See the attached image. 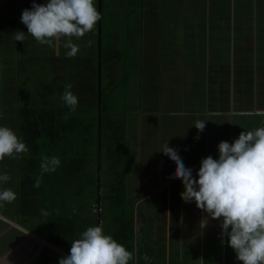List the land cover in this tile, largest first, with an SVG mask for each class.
<instances>
[{"label":"crops","instance_id":"1","mask_svg":"<svg viewBox=\"0 0 264 264\" xmlns=\"http://www.w3.org/2000/svg\"><path fill=\"white\" fill-rule=\"evenodd\" d=\"M33 2L46 0H0V126L42 146L48 157L57 152L60 165L40 171L45 189L29 183L27 164L16 183L0 184L16 193L15 201L0 207V264H37L47 250L43 242L70 254L71 243L64 252L51 242L53 216L41 191L55 194V202L60 197V217L74 233L102 226L132 252L129 264H241L221 235L222 219L181 199L182 181L170 178L175 163L160 150L168 143L198 179L202 159L219 158L220 142L231 144L241 132L264 127V0H120L111 34L101 17L82 37L87 42L92 35L91 45L98 41L96 53L79 49L77 55L88 59L82 66L77 55L66 56L63 40L49 47L28 35L21 14ZM18 31L26 35L23 42L13 37ZM72 40L80 48L82 40ZM127 44L141 48L142 57L146 50L150 59L137 64L129 49L127 60L138 72L125 82L107 78L111 55ZM23 79L33 85L24 97ZM68 84L76 107L93 110L98 139L102 124L109 127L98 153L73 149L84 124L76 131L55 122L71 110L61 100ZM84 120L88 125L90 116ZM197 121H205L202 132L193 125ZM104 152L112 166H103ZM112 153L121 164H113ZM45 218L46 234L40 225ZM48 251L51 264L63 258Z\"/></svg>","mask_w":264,"mask_h":264},{"label":"clouds","instance_id":"2","mask_svg":"<svg viewBox=\"0 0 264 264\" xmlns=\"http://www.w3.org/2000/svg\"><path fill=\"white\" fill-rule=\"evenodd\" d=\"M100 20L94 0L33 2L31 9L21 14V23L26 26L28 35L49 47L63 40L69 58L79 52L72 38H82L92 32ZM25 36L19 31L13 34L15 41L20 42ZM88 44L91 46L92 41ZM72 87L71 84L65 86L61 100L74 112L78 98L71 91ZM193 125L200 132L206 126L205 121ZM27 151L25 142L11 127L0 126V161L5 157L17 158ZM218 151V159L211 156L202 159L196 179L192 169L185 167L168 143L160 150L175 163V172L170 178L182 181L185 191L180 194L181 199L185 203L194 201L196 207L213 220L222 219L221 235L227 236L228 246L241 264H264V127L241 132L231 144L220 142ZM59 165L58 157L45 156L40 163L41 173L55 172ZM9 180L8 174H0V184H7ZM40 183L37 178L34 187L39 188ZM15 200L16 193L11 188L0 190V207ZM2 219L5 218L0 216ZM200 226L206 227L207 220ZM132 259V252L106 235L102 226H90L71 242L70 254L61 258L59 264H129Z\"/></svg>","mask_w":264,"mask_h":264},{"label":"trees","instance_id":"3","mask_svg":"<svg viewBox=\"0 0 264 264\" xmlns=\"http://www.w3.org/2000/svg\"><path fill=\"white\" fill-rule=\"evenodd\" d=\"M114 1H116L117 3H115ZM119 1L120 0H101V2H100L102 27H103V30L107 31L108 33L110 32V23H111L112 19H114V17L117 16L116 12H119V10H120V4H118ZM96 5L98 8V0H96ZM115 8H117L118 10H116ZM114 21H113V25H114ZM109 34H111V32ZM77 39L78 38H76V40ZM105 41H106V39H103L102 48H103ZM126 47L128 48V50L123 51L124 53L129 52L130 48H129L128 44L126 45ZM123 52L117 51V53H114L113 55H111V59H113V64H112L113 71H114L116 62H117V64L119 63L120 54L122 57ZM76 58L79 61V63L81 64V66L84 65V60H88L82 54L77 55ZM102 74L103 75L105 74L104 71H102ZM107 76H108V74H107ZM109 77L114 79L116 76L111 71V74H109ZM96 89H97V87H96ZM92 111L93 110H90L89 108H86V107H76V110L74 112L69 110V114H65L64 112H62L56 116L55 122L57 125H59L62 128H65L68 125H72L73 128L77 131L79 129V127L84 124V126H83L84 131L80 132L76 135V140L74 143L75 148H73V149H75L76 153H78L79 151L82 153H90V154H93L97 151L99 152V150H98L99 145H101L100 150H102V149L104 150L105 137L110 136L108 133L109 127H105L104 124H102V126H101V138L98 139V133H97V131H95V130H97L96 127L98 124L97 118H94L92 116ZM66 115H67V118H65ZM89 116H90V120H89L90 122L87 125V122H85L86 120H84V119H87ZM63 130H66V129H63ZM22 140H23V142H25V144L28 148V151L26 153H22V155H23L22 159H23V161L27 162V165L29 166L28 173H29V176L31 177L29 180V183L32 184L34 187V183H35L36 179L40 178L41 183H40L39 187L42 189L44 179H42V177H41L40 163H41L43 157H45V156L48 157L50 154H44L45 149H43L42 146L41 147H39V146L34 147L28 139H26V140L22 139ZM120 151H121V149L118 150V153ZM56 154H58V153L55 152L53 154V156ZM112 156L113 157H110V158L112 159L113 164H117V165L121 164V161H119L117 154L115 155L114 153H112ZM61 157L64 161V164L66 165L65 156H62V154H61ZM44 189H45V187H44ZM41 196H42L43 200L47 202V204H48L47 207L50 208V206H51V215L53 216L49 220L51 222V238H52L51 242L55 247L64 251L67 248V245H66L67 242H68V244H70L71 241L79 238L80 233H74V230H72V228H67L66 219H62L65 217H63V216L60 217L61 216L60 205H59L60 197H58L57 202H55V200H56L55 194L48 193L45 195V194H42V191H41ZM53 210H54V213H53ZM38 212H42V211L40 210ZM73 233H74V235H72ZM64 252H66V251H64ZM51 262H52V259L50 258L49 251L44 250L41 253L40 260L37 262V264H51Z\"/></svg>","mask_w":264,"mask_h":264},{"label":"rangeland","instance_id":"4","mask_svg":"<svg viewBox=\"0 0 264 264\" xmlns=\"http://www.w3.org/2000/svg\"><path fill=\"white\" fill-rule=\"evenodd\" d=\"M94 1H95L94 4H95V6L97 8L96 0H94ZM97 10L99 12V0H98V8H97ZM143 11L145 12V10H140V12H143ZM147 12H148V10H147ZM118 13L119 12H116V14H118ZM117 22H118V19H115V23H117ZM150 23L153 25L152 22H150ZM111 25L113 27V23ZM91 37H92V35H90L89 38H86V41L87 42L83 41L82 38H78L77 39V40H82L81 43H80L81 45L79 44L80 45V48H79L80 49V52H84V54H86L90 50V48L92 49V53H96L98 51V48H97L98 41H96V39L94 40V44L91 45V46H89L88 42L89 41H93L91 39ZM127 49L128 48L125 46V48L123 49V51H125ZM123 51H121V52H123ZM144 54H145L144 57H142V49L141 48L135 47L134 50H131V47H130V56L131 55L133 56L131 58L132 59L134 58L136 60V63L137 64L140 63L139 61L142 58H143V61L144 60L146 61L147 59H150V58H147V51L146 50L144 51ZM165 58H167V57H165ZM126 60H127V54L123 52L122 53V57H120L118 67H115L114 68V71H113V69H111V65H108L107 66V74L109 75L110 74V70H112V72L115 74V76H117V78L120 76L119 81L120 80L121 81L124 80V82H125V79H124L125 76L129 75V73L131 71H132V73L130 74V76H133V72L135 70L138 72V69H139L138 67L132 69L130 67L131 60H127V61ZM106 77L109 78V76H106ZM107 82H108V79H104V83H107ZM20 87L22 88V91L24 92L23 93L24 94L23 97H24V96H27L28 95V91H29V89H31L33 87V85H27L26 80L23 79L22 80V83L20 84ZM103 156H104L103 166L104 165H107L108 167L109 166H112V165H109L108 159L106 158V156H107L106 152H104V155ZM20 158H21V160L18 159V158L5 157L2 161H0V165H2L1 166V169H5V171L3 173L7 174L9 172V174H10L9 175L10 181L8 182L9 184L16 183L17 182V174L20 171L25 170V167H26L27 162L23 161V159H22L23 158V155H20ZM13 161H15V163ZM26 170H27V167H26ZM43 216H44V214H43ZM40 225L43 226V228L41 229L42 232L44 234H46L48 232V228H49L48 227L49 223H48L47 219L46 218L43 219L41 221ZM56 259H57V261H55V259H54V261H53L52 264H59V260L60 259L57 258V257H56Z\"/></svg>","mask_w":264,"mask_h":264},{"label":"water","instance_id":"5","mask_svg":"<svg viewBox=\"0 0 264 264\" xmlns=\"http://www.w3.org/2000/svg\"><path fill=\"white\" fill-rule=\"evenodd\" d=\"M99 9H100V8H99ZM99 12H100V10H99ZM99 27H100V26H99ZM100 33H101V30L99 29V36H100ZM99 54H100V51H99ZM99 58H100V57H99ZM99 73H100V72H99ZM100 76H101V73L99 74V77H100ZM100 79H101V78H99V80H100ZM42 244H43L44 248H46L47 250H50V251H52V252H56L57 254H59L60 256H62L63 258L67 257L66 254H64V253H62V252L56 250L53 246H50V245L46 244V242H43Z\"/></svg>","mask_w":264,"mask_h":264}]
</instances>
